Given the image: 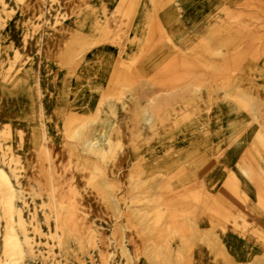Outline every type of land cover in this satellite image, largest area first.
<instances>
[{"label":"rangeland","instance_id":"374dc122","mask_svg":"<svg viewBox=\"0 0 264 264\" xmlns=\"http://www.w3.org/2000/svg\"><path fill=\"white\" fill-rule=\"evenodd\" d=\"M24 1L0 0V85L8 93L0 100V167L13 186L0 177V264H264V238L239 222V211L224 200L233 199L255 226L264 223V135L252 115L253 107L264 103L258 71L264 68V46L254 49L250 35L238 46L247 86L258 101L242 107L226 98L217 119L208 118L212 103L189 118L179 112L191 104L192 91L181 92L164 105L172 117L130 148L112 135L121 109L139 101L129 82L102 104L101 118L111 121L108 133L93 125L94 59L101 53L118 67L128 63L126 45L96 40L109 27L106 3L87 0L67 15L62 0H41L43 20L13 24ZM177 10L183 17L182 7ZM259 15L264 18V12ZM183 20L188 29V19ZM61 29L67 41L90 40L98 51L62 65L60 52L43 53ZM138 32L132 26L137 47L142 45ZM181 48L177 54L193 63L214 59ZM40 81L48 112L41 110L31 123L8 106L18 90L39 92ZM71 114L82 118L77 136L69 127ZM137 137L136 130L129 133L132 141ZM121 154L125 158L119 160ZM245 163L252 164V173L242 170ZM219 176V186L209 188L208 181ZM104 184L113 188L109 201L100 192ZM9 224L17 235V242L11 241L14 256L6 253Z\"/></svg>","mask_w":264,"mask_h":264},{"label":"bare ground","instance_id":"6f19581e","mask_svg":"<svg viewBox=\"0 0 264 264\" xmlns=\"http://www.w3.org/2000/svg\"><path fill=\"white\" fill-rule=\"evenodd\" d=\"M62 1L67 15H74L87 0ZM103 1L108 9L109 27L101 30L97 34L96 40L106 39L112 41L111 44L114 45H126L123 59L128 62L127 67H118L106 56L100 57L101 53L94 59L92 74L96 81L97 92L95 100L92 101L93 109H95L93 125L100 128L99 130L103 134L108 133L112 126L110 120L105 121L101 118L102 104L110 93L118 92L119 88L127 82L130 84L131 93L138 94L139 101L131 100L127 106L121 109L112 135L125 142L130 148L136 143H141L142 139L148 135L159 131L163 124L172 117L171 110H166L164 105L181 92L192 91L191 104L180 112L178 111L181 114H188L189 118L196 117L197 113L201 114L200 111L212 103L208 118L217 119L220 107L226 98H232L236 105L242 107L254 100L258 101L255 98V93L247 86L246 81L249 79L245 70L247 68L244 67L245 59H243V52L239 51L238 46L243 44L249 35L251 46L254 49L264 46V18L263 15H259L260 11L264 12V0ZM230 5L237 6L238 9L231 10ZM179 6L183 9V17L179 16L177 10ZM45 10L41 0H25L13 18V24L27 20H43ZM185 18L190 23L188 29L185 26V20H183ZM127 23H130L131 29L134 26L139 31L141 46L137 47V44L131 41V29H125ZM201 27L203 29L200 31L198 28ZM62 32L61 29L58 33L59 38L51 46L43 47L44 54L60 52L62 65L70 67L98 51L99 47H92V41H81L80 39L67 41ZM186 36L187 38L181 42V45V38L184 39ZM194 40H196L195 43H193ZM180 46L183 49L190 48L198 56H203V52H208L214 59L208 63H193L188 56L177 54V49ZM128 49L132 50L129 52ZM133 49L134 52H131ZM251 63H255V60H251ZM259 69L258 71L264 78V68ZM148 81L150 87H146ZM40 85L39 92L27 89L14 93L8 107H12L20 119L27 118L33 123L41 110L45 114L48 112L46 88L42 81H40ZM7 97V88L0 85V100ZM258 103L253 107L252 115L264 135V103ZM81 119L75 114L69 116L68 122L69 127L73 130V136H77L82 129ZM133 130L138 132V137L132 141L129 138V133ZM124 158L125 154L119 156V160ZM251 165L245 163L241 166L242 170L252 173ZM0 177L3 184L13 187L8 172L1 167ZM220 180V176L214 177L208 181L207 186L209 188L219 186ZM169 186L170 183L165 182L163 193L168 191ZM69 188L67 187V190ZM112 189L108 184H104L100 189L101 194L109 196V198L107 197L108 201ZM224 200L226 204L239 211L238 216L235 217L239 222L264 238V223L259 222L255 226L254 218L241 212L233 199L226 197ZM175 203L176 198L172 201V204ZM6 205L7 209H12L11 202L7 201ZM108 205L111 210L114 209L112 204ZM8 230V235L5 238L6 253L14 256L11 241L17 242V235L11 224H9Z\"/></svg>","mask_w":264,"mask_h":264}]
</instances>
